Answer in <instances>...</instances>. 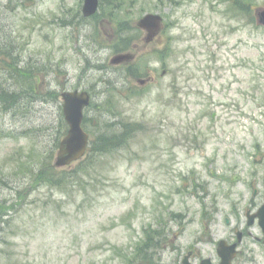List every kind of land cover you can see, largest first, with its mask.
Masks as SVG:
<instances>
[{"label": "rangeland", "instance_id": "rangeland-1", "mask_svg": "<svg viewBox=\"0 0 264 264\" xmlns=\"http://www.w3.org/2000/svg\"><path fill=\"white\" fill-rule=\"evenodd\" d=\"M101 1L85 19L84 0H0V43L46 70L47 95L18 117L0 99V264H139L143 239L177 246L223 230L243 175L264 169V0ZM150 12L164 27L146 45L137 26ZM126 52L134 59L111 62ZM6 67L0 58V90ZM78 89L92 93L90 129L132 131L77 178L46 185L68 130L60 93Z\"/></svg>", "mask_w": 264, "mask_h": 264}, {"label": "flooded vegetation", "instance_id": "flooded-vegetation-1", "mask_svg": "<svg viewBox=\"0 0 264 264\" xmlns=\"http://www.w3.org/2000/svg\"><path fill=\"white\" fill-rule=\"evenodd\" d=\"M242 180L246 190L224 210L223 230L200 231L195 241L177 246L159 242L139 264H264V169L250 170Z\"/></svg>", "mask_w": 264, "mask_h": 264}, {"label": "trees", "instance_id": "trees-1", "mask_svg": "<svg viewBox=\"0 0 264 264\" xmlns=\"http://www.w3.org/2000/svg\"><path fill=\"white\" fill-rule=\"evenodd\" d=\"M31 1V0H30ZM27 2V0L25 1ZM24 2V3H25ZM10 42L9 40H7ZM11 43H0V52L4 53L6 56H0L1 59L5 63H7V71L8 74L10 75L11 79L8 78L9 82V87L3 88L0 90V97H2L3 100H5L6 104V109L10 108H16L18 104L22 101V99L25 97L23 96V92H20L18 88L23 87V80L22 78H25L24 75H28L29 77L32 76L33 72V67H27L24 68L20 64L21 60L17 55H13L12 47H9ZM156 53H158L161 57L162 54H164V48H159ZM134 71V70H133ZM129 74L131 77L136 78L138 73L131 72L129 71ZM35 75V73H33ZM32 82V79L30 80ZM32 87V86H31ZM30 92H34L35 94H38L36 91L33 90V87L28 89ZM31 94L30 93V99L33 97L38 98L37 95ZM105 104H107L110 109L105 112L106 114L109 115V111H111L112 115H115V112L113 111L112 108H114L115 104H113L112 100L109 98L105 100ZM102 106V105H99ZM88 112V111H87ZM104 113L99 117L98 121L101 122L103 120ZM85 120H84V127L91 133V143L90 146L87 149L86 155L81 158V160L76 161L73 164H70V166H66L64 168H56V166H52L49 172H42V178L46 182V185H50L53 187H60L63 185V181H68V180H73L77 178V174L80 173V170L85 167L84 160L87 159L88 156H95L96 152H102L104 150L106 151H111V149L119 147L120 145H125L127 144V140L129 139L128 137L130 136V133L132 131L131 128H129V124H124L123 123V129L118 131L115 126L118 125L119 123L122 122H115L113 125L106 124L107 127L111 128L109 129L110 132L107 130L101 132L99 128L90 129L87 125V122L89 121V117H87V114L85 115ZM81 167V168H79ZM87 169V168H86ZM1 215L3 213L1 212ZM3 217V216H2ZM2 218L0 217V231H3L2 229Z\"/></svg>", "mask_w": 264, "mask_h": 264}, {"label": "water", "instance_id": "water-1", "mask_svg": "<svg viewBox=\"0 0 264 264\" xmlns=\"http://www.w3.org/2000/svg\"><path fill=\"white\" fill-rule=\"evenodd\" d=\"M84 7L85 15H92L98 9V0H85ZM264 15V13H263ZM162 17L159 14H146L139 21L141 28H146L149 31L148 40H152L161 28ZM264 22V17H263ZM130 54L116 56L114 62H120L124 59H130ZM64 97V112L67 122L69 123V132L62 140L58 150V157L55 164L59 166L69 165L70 162L80 159L86 152L90 142L89 134L83 128V112L85 107L90 103V94L86 91H67L62 94Z\"/></svg>", "mask_w": 264, "mask_h": 264}]
</instances>
